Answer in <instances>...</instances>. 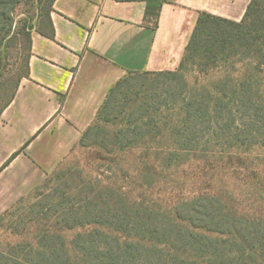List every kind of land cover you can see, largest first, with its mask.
I'll return each mask as SVG.
<instances>
[{"label": "trees", "instance_id": "16d2710c", "mask_svg": "<svg viewBox=\"0 0 264 264\" xmlns=\"http://www.w3.org/2000/svg\"><path fill=\"white\" fill-rule=\"evenodd\" d=\"M55 1L50 0L42 27L25 22L17 31L14 13L23 0H0V116L29 74L32 31L52 36L50 15ZM143 1L147 15L158 18L168 0ZM13 46L19 61L12 64ZM190 63L199 67L203 82L188 80ZM156 74L170 78L166 112L171 114L175 151L195 149L202 140L213 139L236 147L264 146V0H250L241 20L201 12L179 68ZM123 82L120 79L111 87L81 143L108 112ZM51 178L33 190L46 186ZM28 194L0 221L15 214L28 201ZM93 197L61 194L43 202L35 219L46 223L37 238L7 248L0 245V264H264V219L232 220L223 205L215 208L216 198L181 201L165 212V221L149 225L150 209L142 211L137 203H129L132 215L122 218L115 206L110 213L93 208ZM125 218L130 221L124 222ZM77 228L82 230L70 238L67 233Z\"/></svg>", "mask_w": 264, "mask_h": 264}, {"label": "crops", "instance_id": "0c3cea01", "mask_svg": "<svg viewBox=\"0 0 264 264\" xmlns=\"http://www.w3.org/2000/svg\"><path fill=\"white\" fill-rule=\"evenodd\" d=\"M247 8V7H246ZM235 0H56L52 36L32 31L29 74L0 116V216L79 144L128 72L176 70L201 12L241 20Z\"/></svg>", "mask_w": 264, "mask_h": 264}, {"label": "rangeland", "instance_id": "374dc122", "mask_svg": "<svg viewBox=\"0 0 264 264\" xmlns=\"http://www.w3.org/2000/svg\"><path fill=\"white\" fill-rule=\"evenodd\" d=\"M249 1L235 0V7L246 8ZM49 8L50 0H23L15 9L14 27L20 31L25 22L42 27ZM16 56L13 46L10 63L19 61ZM186 69L191 83L203 82L197 65L190 63ZM158 72H128L121 78L124 82L114 93L108 112L48 175L51 182L32 190L15 214L0 221L2 248L35 240L46 223L35 219L40 206L61 194L94 196L93 208L99 206L110 213L115 206L122 218L132 215L128 204L137 203L142 211L150 209L149 225L165 221V212L181 201L199 196L216 198L215 208L218 203L223 205L232 220L264 219V146L236 147L213 139L210 143L202 140L195 149L175 151L171 114L166 112L170 78ZM123 221L128 223L130 218ZM80 230L67 234L71 238Z\"/></svg>", "mask_w": 264, "mask_h": 264}]
</instances>
